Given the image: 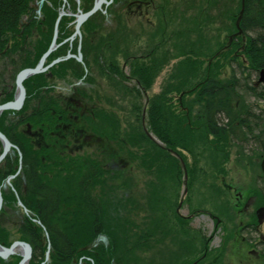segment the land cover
Instances as JSON below:
<instances>
[{
  "label": "trees",
  "instance_id": "1",
  "mask_svg": "<svg viewBox=\"0 0 264 264\" xmlns=\"http://www.w3.org/2000/svg\"><path fill=\"white\" fill-rule=\"evenodd\" d=\"M204 1L208 6L205 7L206 10L216 0ZM35 2L36 0H0V104L13 100L16 74L22 69L34 68L52 42L62 0H45L39 14L36 13ZM66 2L71 6V12L76 13L77 2ZM198 2L201 6L204 4L202 0ZM239 5L240 0L237 9L229 11L228 18L231 20L232 30L243 35L235 43L232 42L231 49L224 52L222 47L219 51L209 53L211 56H206L208 64L203 71L200 70L206 58H201L206 54L198 50L196 59L191 60L192 57L188 56L187 61H182V65L180 63V66L175 67L164 90L151 97L145 93L151 88L162 66L175 57H169V52L164 50V55L154 57L150 65L141 59L130 60L127 28L118 26L105 30L103 23L107 15L102 12H97L82 25L80 39L78 37L74 42L65 43L47 57L45 65L66 56L68 52L77 55L80 47L84 66L73 58L60 62L50 68L54 79L73 83L85 82L88 78L93 83L95 77L90 76L92 69L101 70L99 78L106 79L112 91L121 99H128L130 103L133 118L124 133L125 139L136 150L133 159L138 160L142 168L154 171L152 173L156 177L164 175L165 181L158 186L155 182L150 183L146 196L151 228L144 229L142 223L131 220L129 226L123 219L111 215V208L114 206L112 191L115 189L114 185L109 184L112 177L109 171L90 156L86 155L79 165L75 159H71L73 172V168L65 160L61 162L60 168L48 169L49 159L45 152L35 148L24 130L18 129L25 122L40 129L45 135L50 109L57 106L54 98L48 96V91H44L48 84L44 75L32 76L23 82L26 99L22 109L15 112L4 111L0 116V132L18 148L14 151V156L7 155L0 165V191L7 178L17 173L19 162L21 163L19 174L11 180L12 188L7 193L2 191L3 208H16L18 198L28 212H23L22 218L18 220V237L12 239L10 233L0 226L1 245L9 247L17 240L28 243L32 248L28 264H159L143 262L137 253L158 242L159 237L161 241L170 233L168 228L164 230L162 224L168 223L167 212L171 213V203H174L173 197L176 198L171 194L168 184L178 181L180 186L184 175L179 160L168 150L175 151L184 161L188 188L198 176H203V186L209 187L211 182H208V178L212 179L213 169L218 177L224 176L227 171L225 167L230 144H240L246 141L242 137L243 133H252L248 129L252 127L250 125L255 116L243 100H238V91L249 92L264 101V88L260 93H255V83L248 84L251 74L259 75V70L264 69V0H244V11L237 28L235 21ZM91 7L90 2L80 8L87 12ZM73 21V16L61 18L57 26V44L72 36ZM166 22L165 18L164 25ZM200 24L201 22H196V28ZM163 28L166 46L173 35L169 38L167 26ZM219 54L220 59L216 58ZM224 58H227L231 72L226 81L219 80L213 71L220 68V61ZM120 60L131 66L130 76L127 78L134 83L131 89L121 82L124 74L120 70ZM109 69L113 71L108 73ZM11 83L13 88L8 91ZM172 95H178L175 103L177 107ZM112 96L104 93L105 98L115 100V96ZM179 96L181 97L178 98ZM37 99H40L38 106L34 104ZM46 99H51L53 106H47ZM113 99L108 101L110 106L115 104ZM110 117L106 118L107 124L119 136L120 121L113 113ZM147 133L153 135L161 145L150 139ZM185 152L203 154L200 155L203 158L205 152H209L207 156L212 170L208 171L199 164L188 165L183 155ZM261 158L262 155L259 159ZM81 164L82 167L77 168ZM162 164L164 168H161ZM259 186L260 189L253 186L250 194L262 201L264 180L259 182ZM130 202L136 204L133 199ZM163 211L166 212L165 216L158 217ZM171 211L175 218V211ZM213 221L216 223V220ZM180 223H186V220L181 219ZM196 235L199 237L200 247L193 240H186L180 242V250L177 248L170 256L178 258L180 254L183 255L181 258L185 259L180 264L195 260L196 264L203 261L200 263L202 264L214 258L208 250L206 239L199 232ZM100 236H105L108 244L101 242L96 247H91ZM47 251L49 259L45 261ZM20 260L21 257L17 254L8 260L0 258V264H18ZM214 260L216 262L217 257Z\"/></svg>",
  "mask_w": 264,
  "mask_h": 264
},
{
  "label": "rangeland",
  "instance_id": "2",
  "mask_svg": "<svg viewBox=\"0 0 264 264\" xmlns=\"http://www.w3.org/2000/svg\"><path fill=\"white\" fill-rule=\"evenodd\" d=\"M92 1L81 0L80 4L85 6V4H89L90 2L92 3ZM202 2H204L202 6L199 2L197 3L196 11L194 13L195 16L191 14L185 19V17L182 15L181 21L179 22L176 21L177 14L179 12V8L177 9L178 4L176 2H172L170 6L168 5L165 7L164 13L167 22L165 25L163 24V27L167 26L169 38H171V35H173V37L169 42H167L166 46L163 45L162 51L160 50L154 54V57H159L160 55L162 57V54L165 50L166 52H169V57L173 55L175 58L171 59L165 66H162L158 75L155 77L151 88L146 92L147 96L151 97L164 90V87L170 80V75L175 72V67L180 66V63L182 65V61H187L188 56L192 57L191 60L196 59V52L200 50L201 52L203 51L204 55L206 54L204 57L201 55V59H205L206 56H211L209 53L219 51L222 47L224 48L222 51L226 52L227 50L231 49L233 41L235 43V41H237L236 39L239 40L241 38L238 32L232 30L231 20L228 18L229 11H234L237 9L238 0H216L213 1V5H211V7L207 8L206 10H204L206 3L204 0H202ZM34 5L37 7L36 4ZM175 5L176 7H174ZM69 8L70 9H68L67 6L66 12L68 11L67 13L69 15L66 17L70 18L74 13L71 12L72 8L70 5ZM240 10L241 0L238 9V16ZM112 18V15H110V12H108V17L106 19L110 20ZM196 22H201L200 26L198 25L197 28ZM105 30H109V28L106 27ZM98 34L99 33H97V35ZM142 51L144 52L143 49ZM183 54L188 55L183 56ZM236 54L241 53L236 52ZM216 58L220 59L221 55L219 54ZM207 60L208 58L204 60L200 71H203L206 64H208ZM120 61L122 65L123 61ZM82 65L84 66V63ZM213 71L216 73L219 80H228L231 72L227 58L221 60L220 68H217ZM126 73L128 72L126 71ZM257 79L258 74H251L248 84H254ZM54 85L57 88L63 87L61 84H59V82L56 81L54 82ZM108 85L111 87L109 82ZM12 88L13 83L9 85L8 91H10ZM111 89L112 88H110V90ZM262 89V84L260 87H255V93H260ZM109 94L111 96L113 95L112 97H117L115 98V104H112L111 109H109L110 111L112 110L114 116H116V118L120 121L121 129L119 136L117 133L115 140L110 143L113 146V154H115V157H119L121 160H124V163L127 164V167L116 170L115 176L109 181L110 185L115 186V189L112 191L114 206L111 208V215L115 218L123 219V222L129 226L132 222L131 220H134L138 224L142 223L144 229H149V227L151 228L148 219L150 210H148L147 207L146 193L149 191L151 182L157 183V186L158 184H162L161 182L165 181L163 177L164 175L161 177H156V174L152 173L154 171H149V169L142 168L138 160L133 159V153H135L136 150L132 148L131 144L125 139L124 133V129L128 128V124L133 118L130 111V103L127 101L128 99L124 100L119 98L115 91H109ZM238 95V100H243L245 104L249 106L250 112H252L255 116L250 125L252 127L248 129L252 130V133L242 134V137H245L246 141L240 144L237 143L238 145L230 144L228 149V159L225 167L227 171L224 174V177H218V175L214 173L213 169V171H211L212 179L208 178V182H211L209 187L203 186V176H198L197 180L189 188L188 186L183 185L181 181L180 186L178 181H172L171 184H168L171 194H174L176 197H173L174 203H171V209L174 211L176 210L177 203L180 202V197L183 195L182 193L185 189H187V193L184 195L183 207L181 208L180 213L185 216L189 212L192 215V219L188 221V227L195 230L184 234V232H186L183 230V227L185 226L184 223L176 225L174 220H178V218L175 217L173 219V211L170 209L171 213L169 214V212H167L168 223L162 222L164 230L168 228L170 233L166 238H162L161 241L159 237L158 242L151 244L143 251L137 253V256L144 260L143 262L150 261L151 263L159 264H180L182 259H185L181 258L183 255L180 254L178 258H175V256H170V254H173L175 250H180V242L193 240L192 242L200 247L199 237L196 235L197 232L201 233L203 239H207L212 231H214L216 228L223 227L222 225L217 227L215 221H213L210 216L200 212L202 209L205 211L207 210V212H210L221 220H224V225L227 224V227L229 225L230 228H232L231 225L235 226L232 221L233 218L237 217L238 214L233 211L234 200L231 199L233 193L228 194L223 186L224 184L239 187L241 189V191H239L244 197L246 196L248 187L250 190L253 186H257V188L260 189L257 179L258 176L262 174L259 168V158L261 155L264 157V101L243 90L238 91ZM176 97L174 96V104L177 103ZM180 97L181 96L178 98ZM141 102H143V100ZM175 105L177 107V104ZM18 129L23 131L25 129L24 124H20ZM150 136L152 140L159 142L153 135L150 134ZM108 143L109 142L107 141V144ZM199 147H201V144ZM199 151H201L200 148ZM208 153L209 152H205V158L200 156L203 154L193 155L185 152L183 155H185L188 165L193 166L195 164H199L202 165L204 169L209 171L212 170V168L210 167V159L207 156ZM11 155L14 156V153ZM110 156L108 157L107 155H103V162H111ZM116 161L117 160H115V162ZM161 168L164 167L161 166ZM4 184L2 185L1 189L3 193H7L10 188H4ZM262 195L264 196V191L261 196ZM132 199L136 204H131L130 201ZM120 205L122 207H120ZM23 214L24 213L22 212L21 208L18 207V205L16 208H10L9 206H5L3 208L2 214L0 215V226L4 227L10 233L12 239L18 237L16 229L19 224L18 220L22 218ZM165 214L166 212L164 211L160 212L158 217L163 218ZM200 214L204 216H200ZM237 218L238 219L236 222L238 223V221L242 218ZM177 228H180V231H178ZM260 230L264 234V225ZM222 231L227 230L223 228ZM100 237L102 239L96 242V246L101 242L107 245L108 239L105 236ZM219 243L220 234L216 233L210 246L215 247ZM165 251H167V254ZM249 256L250 255H246L241 258L239 264H255L254 258H249ZM228 257L231 258L232 256L229 255Z\"/></svg>",
  "mask_w": 264,
  "mask_h": 264
},
{
  "label": "flooded vegetation",
  "instance_id": "3",
  "mask_svg": "<svg viewBox=\"0 0 264 264\" xmlns=\"http://www.w3.org/2000/svg\"><path fill=\"white\" fill-rule=\"evenodd\" d=\"M95 1L96 0L92 1V7ZM106 1L108 4H102V9L99 12H104L103 14L107 15V17L108 12H110V15H112L113 18L110 20L105 19L103 27L116 28L118 26H125L129 34V59H141L147 65H150L152 59L154 58V54L160 50L162 51L163 49L165 7L168 5L170 6L172 2H176L178 4L177 9L179 8V12L177 14L176 21L179 22L181 21L182 15L185 19L191 14L195 16L194 13L198 3L197 0ZM67 6L68 4L66 0H62L60 10L63 9L66 16L69 15L67 13L68 11L66 12ZM80 7L84 6H82L80 4V0H78L76 13L78 10L82 11ZM174 7H176V5ZM205 7L208 6L206 5ZM68 9H70L69 6ZM72 24L74 27V21ZM242 35L243 34H240V36ZM77 38L78 37H75L72 40H69V38L64 40L58 44L59 46L56 49L60 46L62 47L67 42H74ZM130 67V64L123 62L120 69L122 74H124L123 81L121 82L129 89L133 86V81L127 79L130 76ZM112 71L113 69H109L108 73ZM126 71L128 73H126ZM41 74L44 75L46 82L48 83L47 86H45L44 91H48V96L54 98L57 106L55 109H52L53 107L50 109V118H48L47 121V132L45 135L41 133L40 129L31 126L29 123L24 122L22 124L25 126L24 133L30 138L31 143H33L35 148L38 150L44 151L49 159L47 168L50 170H56V168L61 167V162L65 160V162H67L66 164H69L70 167L73 168L71 170V172H73L74 166H71L72 163L70 160L75 159L74 161H76L77 165H79L82 161H84V157L86 155L90 156L93 161L96 160L95 162H98L105 170L109 171L112 178L115 176L116 170L127 167L124 160H121L119 157H115V154H113V146L110 143L116 138L115 132L110 129L106 121V118H111L110 115L112 114V110L110 111L111 106L108 101H111L113 98H105L104 93L109 94V91H112V89L110 90L106 79L99 78L101 70L92 69L90 76H96L93 83L87 80L88 78L86 79V76L83 77L84 80L86 79L85 82L77 81L68 83L66 80H56L51 74L50 69ZM55 81L59 82V84L63 87L57 88L54 85ZM255 87H260V84H255ZM46 101L47 106H53L51 99H46ZM113 102H115L114 99ZM39 103L40 99L34 100L35 105L38 106ZM20 117L21 115H19L18 118ZM107 141L109 142L108 144ZM162 149H164V147H162ZM103 155H107L108 157L111 155V162H103ZM115 160L117 161L115 162ZM261 160L262 158L260 159V162ZM82 165L83 164H81V166H77V168H81ZM78 171L80 170L78 169ZM37 173H39V171H37ZM263 180L264 176L259 175L257 181L260 182ZM223 186L228 194L233 193V196H231V199L234 200L233 211L238 214L237 217L242 219H240L237 223L236 220L238 218H233L232 222L235 226L231 225L232 228H230V225L228 227L227 224L224 225V220H221L216 215L207 212V210H200V212L210 216L212 220H216L217 227L219 225L223 226L212 231L206 239L209 246L208 250L214 258L217 257V261L215 262L214 258H210L207 261L204 260L205 262L202 264H239L241 258L246 255H250L249 258H254L255 264H264V234L260 230L264 225V221L262 224L258 223V210L264 208V196L263 200L260 201L256 195L250 194L249 187L247 189L246 196L244 197L241 194V189L239 187H234L229 184H224ZM186 193L187 189L186 192L184 190L182 194L185 195ZM183 199L184 196L182 195V197H180V202L182 201L181 204L180 202L177 203L174 214L178 220H174V222L176 225H180V219H185L186 223H184L185 226L183 230L191 232L195 230L188 227V221L192 219V215L189 212L185 216L180 213V210L183 207ZM262 214L264 215V211ZM200 216L204 215L200 214ZM223 228L227 231H222ZM177 230L180 231V228H177ZM216 233L220 234V243L217 246L212 247L210 244H212ZM229 255L232 257H228ZM202 257L204 258L205 254H203ZM201 262L203 261H200L198 264ZM196 263L197 261L195 260L188 264Z\"/></svg>",
  "mask_w": 264,
  "mask_h": 264
},
{
  "label": "water",
  "instance_id": "4",
  "mask_svg": "<svg viewBox=\"0 0 264 264\" xmlns=\"http://www.w3.org/2000/svg\"><path fill=\"white\" fill-rule=\"evenodd\" d=\"M45 0H39V2L36 3L37 5V13H39L40 7L43 4ZM64 1V0H63ZM78 2V0H76ZM102 4H108V2L106 0H96L93 7L87 11V12H82L81 10H78V12L72 16H74L75 21H74V33L72 34V36L69 38V40H72L75 37H81V32H80V28L83 25L84 22H86L92 15H94L95 13L101 11V7ZM244 11V0H241V10L239 13V16L236 20V27L238 28L239 25V20L243 14ZM104 13V12H103ZM66 13L63 11V9L60 10L58 18L56 20V24H55V30H54V35H53V39L52 42L47 50V52L41 57L40 61L38 62V64L34 67V68H26V69H22L21 71L18 72V74L15 77V87H16V91L14 93V97L12 101H8L6 103L0 104V116L4 111H19L25 101L26 98V91L25 88L23 86V81L26 80L28 77L30 76H34L37 74H41L44 73L46 71H48L52 66L57 65L60 62L66 61L70 58L75 59L77 62L83 64L82 61V54L80 52V47L78 48V53L77 55H72V54H67L65 57H61V58H57L54 61H52L49 65L44 66L45 60L46 58L54 51L56 50V48L59 46L58 44H56V39H57V25L60 21V19L65 16ZM22 24V22H21ZM258 84H263L264 87V69H260L259 70V75H258V79L256 81V85ZM149 135V134H148ZM150 136V135H149ZM151 137V136H150ZM0 143L2 146V152L0 153V165L2 163V161L6 158L7 155L14 153L15 150H18V148L13 145L8 139L7 137L0 132ZM174 156H176L180 163L181 166L184 170V185L187 186V173H186V169H185V165L184 162L182 161V159L178 156V154L172 150H169ZM20 155V153H19ZM21 169V163L19 162V167H18V171L15 175L10 176L7 178L5 184H4V188H12V184H11V180L14 179L20 172ZM260 169L262 174L264 175V158L261 160L260 163ZM186 192V189H185ZM184 196V194H183ZM18 197V196H17ZM182 202V201H181ZM180 202V204H181ZM3 198H2V193L0 191V212L2 210L3 207ZM179 204V206H180ZM17 205L18 207L21 208V210L27 214V210L26 208L23 206V204L21 203V201L17 198ZM264 211V208H261L260 210H258V223L262 224L264 221V215L262 214ZM40 224V223H39ZM101 237H98L91 246H96V242L101 240ZM50 248V246H48V249ZM20 255L21 260L19 261L18 264H28L31 256H32V248L31 246L23 241H14L9 247H4L3 245L0 244V258L3 260H8L11 256L14 255ZM49 259V253L48 251L45 254V261H48ZM44 264V263H42Z\"/></svg>",
  "mask_w": 264,
  "mask_h": 264
},
{
  "label": "bare ground",
  "instance_id": "5",
  "mask_svg": "<svg viewBox=\"0 0 264 264\" xmlns=\"http://www.w3.org/2000/svg\"><path fill=\"white\" fill-rule=\"evenodd\" d=\"M68 54H70V53H68ZM47 59V58H46ZM26 69V68H25Z\"/></svg>",
  "mask_w": 264,
  "mask_h": 264
}]
</instances>
